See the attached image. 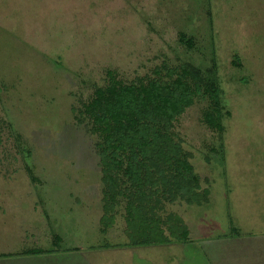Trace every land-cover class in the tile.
I'll return each mask as SVG.
<instances>
[{"label": "rangeland", "instance_id": "obj_1", "mask_svg": "<svg viewBox=\"0 0 264 264\" xmlns=\"http://www.w3.org/2000/svg\"><path fill=\"white\" fill-rule=\"evenodd\" d=\"M212 56L223 133L201 98L162 125L211 202L164 215L198 243L188 264L208 244L207 264H264V0H0V264H131L124 207L103 233L97 140L75 117L109 71L166 77Z\"/></svg>", "mask_w": 264, "mask_h": 264}, {"label": "trees", "instance_id": "obj_2", "mask_svg": "<svg viewBox=\"0 0 264 264\" xmlns=\"http://www.w3.org/2000/svg\"><path fill=\"white\" fill-rule=\"evenodd\" d=\"M181 40L186 42L185 37ZM213 59L205 70L184 66L168 70L166 77L157 70L154 77H138L131 82L119 80L109 71L106 84L96 89L75 117L79 124L87 121L86 132L97 140L103 233L111 228L118 209L124 207L128 247L189 241L188 225L177 214L165 216L166 206L185 203L202 207L211 202V192L201 189L200 176L188 154L162 125L201 98L215 112L216 118H206L211 128L223 133L218 110L222 89ZM53 252L33 250L22 255ZM7 257L0 255V259Z\"/></svg>", "mask_w": 264, "mask_h": 264}, {"label": "crops", "instance_id": "obj_3", "mask_svg": "<svg viewBox=\"0 0 264 264\" xmlns=\"http://www.w3.org/2000/svg\"><path fill=\"white\" fill-rule=\"evenodd\" d=\"M189 231L190 227H189ZM236 233V237L238 236L239 238H243V232L242 230H240L239 235H237V231H235ZM242 232V233H241ZM223 238V237H221ZM232 238V235H229L228 233H226V235H224V239L227 240L226 245H230L228 242H231V240H234ZM197 242L195 240V238H192V234L190 233L189 236V241L187 242H171L169 244H163V245H156V246H147V247H132L127 249L126 254L129 257V260H131V264H136L137 260H139L140 258L143 259H148L149 260H155L154 264H188L187 263V258L189 255H191L190 253H188V247L189 246H197V244L195 243ZM199 246V245H198ZM212 247L209 246L208 244V252L207 251H199V254L197 255H205L206 252V256H208V258H211V256H213V252L211 251ZM203 257V256H201ZM205 258L201 264H203L204 262L207 264V262L209 261V259L207 257H203ZM141 260V259H140ZM207 261V262H206ZM212 261V260H211ZM200 264V263H199ZM208 264H222L221 262H216V263H208Z\"/></svg>", "mask_w": 264, "mask_h": 264}]
</instances>
